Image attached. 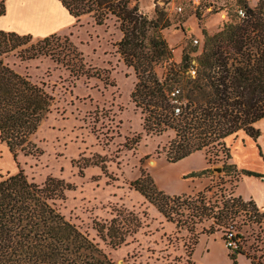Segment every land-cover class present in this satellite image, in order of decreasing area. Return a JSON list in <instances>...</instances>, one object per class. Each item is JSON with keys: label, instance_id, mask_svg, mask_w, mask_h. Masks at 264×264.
Here are the masks:
<instances>
[{"label": "rangeland", "instance_id": "1", "mask_svg": "<svg viewBox=\"0 0 264 264\" xmlns=\"http://www.w3.org/2000/svg\"><path fill=\"white\" fill-rule=\"evenodd\" d=\"M258 1L248 0L251 6ZM53 5L60 14L58 0H53ZM157 7L172 21L163 35L176 62H181L184 48L199 46L194 54L202 51L204 29L216 33L225 22L239 18L238 11L244 9L239 0L140 1L141 10L149 17L156 16ZM122 36L114 19L98 25L90 15H83L46 45L47 54L22 57L39 41L34 36L4 56L5 63L43 85L54 99L24 151H12L0 135V179L23 171L38 184L49 177L63 180L69 187L63 198L54 200L56 209L97 243L114 264H252L245 254L239 253L235 260L230 257L229 232H209L212 221L189 229L193 224L187 219L178 226L177 220H168L134 187L136 180L149 174L166 194L194 196L208 185L217 190L224 172L217 170L223 162L209 164L203 151L176 162L167 159L166 146L175 133L167 129L155 134L144 128V114L132 98L136 71L125 63L116 45ZM156 71L162 76L166 66L158 65ZM244 137L240 131L227 139L231 152L236 145L246 144ZM205 168H211L212 173L192 176ZM229 178L226 176L221 186L234 191L236 181ZM214 196L212 190L209 198ZM175 217L186 219L185 215ZM244 217H237L233 231L246 240L237 241L251 255H262L256 260L264 264V226L250 221L244 224ZM115 218L126 235L119 245L98 230H106ZM128 220L131 227L125 223Z\"/></svg>", "mask_w": 264, "mask_h": 264}, {"label": "trees", "instance_id": "2", "mask_svg": "<svg viewBox=\"0 0 264 264\" xmlns=\"http://www.w3.org/2000/svg\"><path fill=\"white\" fill-rule=\"evenodd\" d=\"M73 16L90 15L96 24L114 19L123 33L116 43L128 66H133L137 83L133 101L142 109L144 128L161 134L175 133L166 146L167 159L179 161L195 151H203L207 162H223L221 184L208 185L197 195H169L159 190L149 174L133 185L170 221L178 226L189 219L197 223L212 221L209 232H233L238 216L264 226V211L253 200H244L224 186L225 177L238 181L242 175L261 174L239 169L232 159L227 139L244 131L255 140L261 135L256 123L264 118V0L251 6L239 0L244 17L224 23L216 33L203 30L199 46L183 49L181 62L172 60V50L163 30L172 25L166 12L156 8L149 17L140 8L141 0H59ZM6 13V0H0V16ZM57 33L38 38L27 48L23 58L47 54L45 49ZM34 36L0 30V135L14 152L24 151L31 135L51 111L53 96L43 85L5 63L4 56L24 46ZM66 39H68L65 36ZM74 49H76L74 47ZM79 54V53H77ZM165 65L159 76L156 67ZM179 90L176 96L172 93ZM211 168L194 172L204 177ZM69 187L63 180L49 177L38 184L23 171L0 179V264H114L113 260L89 236L66 219L54 205ZM214 191V198L209 193ZM175 215L186 216L185 220ZM133 220V219H132ZM128 222V223H127ZM125 221L131 227L129 221ZM118 219L99 232L114 245L126 240ZM138 224L136 220L135 226ZM245 241V236L236 234ZM230 257L241 253L257 261L239 243L228 246ZM260 255L258 258H262Z\"/></svg>", "mask_w": 264, "mask_h": 264}, {"label": "crops", "instance_id": "3", "mask_svg": "<svg viewBox=\"0 0 264 264\" xmlns=\"http://www.w3.org/2000/svg\"><path fill=\"white\" fill-rule=\"evenodd\" d=\"M61 12L55 15L40 10L39 0H6V13L0 16V30L32 34L38 38L67 31L76 22L58 0ZM59 18V19H57ZM62 18L64 20H62ZM58 20V21H57ZM263 123V124H262ZM260 125V126H259ZM264 118L256 123L261 135L256 139L245 133L242 142L233 149L232 160L239 169L257 172L261 176L242 175L234 186L235 195L244 200H253L264 211ZM258 143V144H257Z\"/></svg>", "mask_w": 264, "mask_h": 264}, {"label": "built area", "instance_id": "4", "mask_svg": "<svg viewBox=\"0 0 264 264\" xmlns=\"http://www.w3.org/2000/svg\"><path fill=\"white\" fill-rule=\"evenodd\" d=\"M195 2L200 3V0H194ZM239 17H244L245 16V10L240 9L238 11ZM195 43H199V40H195ZM179 93V90H176L175 92L172 93L173 96H176ZM236 234L234 231L230 232V236L228 238V246L232 248H237L239 246V242L237 241L240 238H236Z\"/></svg>", "mask_w": 264, "mask_h": 264}, {"label": "bare ground", "instance_id": "5", "mask_svg": "<svg viewBox=\"0 0 264 264\" xmlns=\"http://www.w3.org/2000/svg\"><path fill=\"white\" fill-rule=\"evenodd\" d=\"M39 5H40V10L42 9V10L48 12V14L50 13L51 17H52V15H55L54 18H56V16L59 15V13L56 11V9L53 5V0H39ZM57 19H59V18H57Z\"/></svg>", "mask_w": 264, "mask_h": 264}, {"label": "water", "instance_id": "6", "mask_svg": "<svg viewBox=\"0 0 264 264\" xmlns=\"http://www.w3.org/2000/svg\"><path fill=\"white\" fill-rule=\"evenodd\" d=\"M217 170H218V171H221V170H222V168H221V167H219V168H217Z\"/></svg>", "mask_w": 264, "mask_h": 264}]
</instances>
